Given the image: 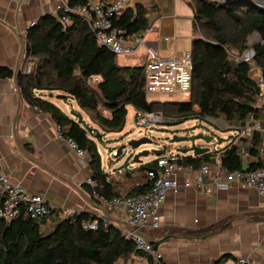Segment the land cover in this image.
I'll return each instance as SVG.
<instances>
[{"label": "trees", "instance_id": "16d2710c", "mask_svg": "<svg viewBox=\"0 0 264 264\" xmlns=\"http://www.w3.org/2000/svg\"><path fill=\"white\" fill-rule=\"evenodd\" d=\"M83 3L84 0H69L70 6ZM187 3L193 13L192 84L186 100L177 103L148 101L142 64L119 65L117 56L99 46L91 29L78 17L72 16L71 24L64 26L47 15L30 26L25 34L21 65L27 59L33 60V65L29 73L19 68L15 74L22 100L47 114L60 127V137L73 140L85 152L90 177L98 186L83 185L94 204L99 197L111 200L117 196L111 185L103 183L105 176L96 143L103 134L123 130L127 106L135 112L161 114L169 121L168 125L188 118L226 122L263 118L264 107L258 104L259 89L249 77L250 65L235 61L228 52H232L234 58L239 57L248 48V37L257 34L261 42L251 46L253 63L264 77V11L253 2L244 1L187 0ZM149 12L137 4L128 8L114 26L125 36L134 35L147 28ZM91 76H99L100 81L89 85L87 79ZM12 77L13 72L0 68V79ZM42 93L48 96L60 93L74 100L100 137L89 136L76 119L46 100ZM238 141L200 156L186 155L184 163L198 168L219 157L224 170H243ZM244 141L252 159L245 170L262 166L264 135L254 132ZM152 168H155V160L139 164L137 170ZM148 190V184H141L127 195L136 196ZM54 213L51 211L41 222L24 216L9 222L0 219V264H118L132 257H143L147 264H164L137 250L113 225L104 227L101 219L84 213H71L44 229L46 220ZM92 220H97L96 230L82 227V222ZM156 244H151L154 250Z\"/></svg>", "mask_w": 264, "mask_h": 264}, {"label": "crops", "instance_id": "0c3cea01", "mask_svg": "<svg viewBox=\"0 0 264 264\" xmlns=\"http://www.w3.org/2000/svg\"><path fill=\"white\" fill-rule=\"evenodd\" d=\"M131 3L133 7L140 4L149 9L147 17L154 18L151 25L148 23L145 30L136 33L145 38L148 46L164 57H179L190 50L193 13L187 0H131ZM56 4L57 0H0V68L13 72L12 78L0 79L2 170L13 184L41 195L52 205L55 213L46 220L44 229L71 213L104 218L114 227L122 228V211L109 208L100 199L94 204L86 192L83 184L90 177L87 156L78 161L66 139L58 136L51 118L27 105L18 90L15 72L23 57L25 34L32 22L51 14ZM140 59L134 64H142ZM42 95L64 113L80 111L90 121L76 102L65 95L63 99L56 97L60 93ZM70 100L77 110H73ZM148 101L158 100L148 98ZM91 126L94 127L92 123ZM236 133L237 129L229 136ZM248 138L244 135L238 141L244 169L252 161L244 141ZM228 141L209 151L222 148ZM261 162L264 165V149ZM101 168L103 176L110 177L115 193H128L144 180V171L135 166L111 172L101 163ZM159 213V231L139 233L150 244L157 243L156 252L164 264H217L222 258L233 260L238 256L264 264V196L253 189L231 187L208 196L193 188L169 192ZM136 259L137 264H147L143 257Z\"/></svg>", "mask_w": 264, "mask_h": 264}, {"label": "built area", "instance_id": "2783aa9c", "mask_svg": "<svg viewBox=\"0 0 264 264\" xmlns=\"http://www.w3.org/2000/svg\"><path fill=\"white\" fill-rule=\"evenodd\" d=\"M253 3L264 11V0H254ZM131 4V0H84L83 4L70 6L69 0H57L49 16L55 17L64 26L71 24L72 16L78 17L91 29L97 44L113 55H137L138 58H142V75L147 98L158 96L175 102L184 94L187 98L192 84L193 64L190 50L179 57H164L156 48L148 46L142 35L125 36L122 30L114 26V22L128 8L133 7ZM34 23L32 22L30 26ZM250 37H255L256 42H261L260 37L255 33L248 39ZM142 50L143 52L140 53ZM228 55L235 61L254 65L252 49L242 53L239 57L234 58L232 52H228ZM25 63L22 72L27 74L32 69L33 61L27 59ZM258 71V75L252 80L259 89L258 104L264 107V77L259 69ZM99 81V76H91L87 79L89 85H95ZM235 123L238 137L234 140L230 139L227 143L235 144L240 137L250 136L254 132L264 135V120H254L248 117L242 122L236 121ZM158 124L168 125L169 121L161 114L135 112L133 125L139 131L138 138L144 137L141 130L146 126ZM55 129L60 136V127L55 125ZM66 142L76 159L82 162L83 157L86 156L85 152L73 140L66 139ZM111 154L115 156L116 151H111ZM185 156L177 152L157 156L155 168L144 171L142 184L149 185V190L144 194L128 196L127 193L120 191L111 200L99 197L109 208L122 211L124 225L122 228H117L120 236L155 261L160 260V255L138 233L142 229L156 230L161 227L159 210L169 192L177 193L180 190L193 188L208 196L217 191H227L231 187H241L253 189L257 195L264 196V165L253 170L226 171L222 168L219 157H216L214 163H204L195 168L192 164L184 163ZM103 183L111 185L112 181L109 176H105ZM85 184L91 188L98 186L91 177L85 180ZM53 210L52 205L47 203L41 195L28 193L21 186L13 184L4 174L0 160L1 220L9 222L19 216H24L35 222H41ZM101 221L104 227L110 225L104 218ZM82 227L86 230H96L97 220L84 221ZM217 264H254V262L250 257L238 256L233 260H222Z\"/></svg>", "mask_w": 264, "mask_h": 264}, {"label": "rangeland", "instance_id": "374dc122", "mask_svg": "<svg viewBox=\"0 0 264 264\" xmlns=\"http://www.w3.org/2000/svg\"><path fill=\"white\" fill-rule=\"evenodd\" d=\"M257 41L255 37H250L248 39V48L246 51L251 50V46ZM245 51V52H246ZM244 52V53H245ZM243 53V54H244ZM138 60V56H117L116 61L119 65H129L136 63ZM142 59L139 61L141 62ZM27 61V60H26ZM25 61V62H26ZM33 61V60H32ZM21 65L20 69L22 70L26 63ZM258 69L253 65L250 66L249 77L253 79L255 76L258 75ZM151 100H158L159 102H175L171 99H165L163 97L158 96H150ZM170 98V97H168ZM186 100V94H184L181 99L178 98L177 102H182ZM71 105L73 110H77V106L74 101H71ZM81 114L83 122H85L88 126H91L90 121L87 117L78 111ZM71 111L68 110L67 114L70 115ZM135 117V110L131 106H127V116L125 120V126L123 130L119 133H110V134H103L101 141H97V148L99 151L102 167L104 169L110 168L111 172L114 170L122 171L125 166L130 168L131 166L138 167V164L132 163V155H129L130 152H122V154L116 158L111 154V151H116L117 148L122 146L127 140L138 138L139 131L136 127H134ZM262 120H264V115ZM95 128V127H94ZM237 124L235 122H226L222 119H207V120H199L197 118H188L182 121L179 124H172V125H153V126H146L145 129L141 130L144 134V137L150 138L152 142L150 144H144L138 147L135 151L139 150H147L151 152L156 148H160L161 146L166 147V153L172 154L176 151L178 147L186 146V143H174L170 144L169 140L172 138L173 135L177 136H188L192 134L202 133L207 136H211L213 141L208 145L209 148H213L214 146L217 147L222 142L228 141L230 139H236L237 135L229 136L231 132L236 131ZM235 134V132L233 133ZM240 139V138H239ZM195 145L197 146H204L203 141L196 140ZM156 156L153 154H149L147 157L141 158V163H148L154 161ZM143 232L149 231V233H154L159 230H152V229H142ZM139 261L136 258H129L125 261H120L118 264H137Z\"/></svg>", "mask_w": 264, "mask_h": 264}, {"label": "water", "instance_id": "95a60500", "mask_svg": "<svg viewBox=\"0 0 264 264\" xmlns=\"http://www.w3.org/2000/svg\"><path fill=\"white\" fill-rule=\"evenodd\" d=\"M214 1H220V2H248V3H252L254 2V0H214ZM148 19V23L149 25L152 24V21L154 20V18L152 16L147 17ZM16 73V72H15ZM58 99H63L64 95L60 94L56 96ZM177 103V102H174ZM70 115L76 119V122L78 124H80L88 133L89 136L97 139L100 137V133L99 131L91 126H88L85 122H83L81 116L76 113V112H71ZM196 140H201L204 143V146H197L195 145V141ZM213 141V138L211 136H207L204 135L202 133H198V134H192V135H182V136H177V135H173L172 138L169 140L170 144H174V143H186V146H182V147H178L176 149L175 152L180 153L182 155H191L192 157H196V156H200L203 154H206L209 152V147L208 145ZM152 142V140L150 138L147 137H140V138H133V139H129L127 140L122 146H120L119 148H117L116 150V155L115 157L118 158L122 152H126L129 151L130 154L132 155V163L133 164H141V158L143 157H147L150 153L157 156H161L164 155L166 153V147L165 146H161L160 148H156L154 150H152L151 152L147 151V150H139L136 152L135 151L138 147H140L141 145L144 144H150ZM212 163H214V160H212ZM138 235L142 238H144L146 241H148L142 234L138 233ZM149 243H151L150 241H148Z\"/></svg>", "mask_w": 264, "mask_h": 264}]
</instances>
